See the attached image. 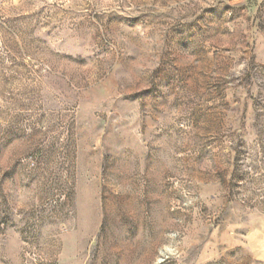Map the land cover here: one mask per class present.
Masks as SVG:
<instances>
[{
  "label": "rangeland",
  "instance_id": "rangeland-1",
  "mask_svg": "<svg viewBox=\"0 0 264 264\" xmlns=\"http://www.w3.org/2000/svg\"><path fill=\"white\" fill-rule=\"evenodd\" d=\"M0 264H264V0H0Z\"/></svg>",
  "mask_w": 264,
  "mask_h": 264
}]
</instances>
